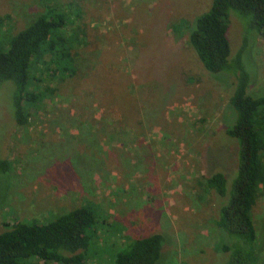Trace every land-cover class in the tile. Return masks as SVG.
I'll return each instance as SVG.
<instances>
[{
	"label": "rangeland",
	"instance_id": "374dc122",
	"mask_svg": "<svg viewBox=\"0 0 264 264\" xmlns=\"http://www.w3.org/2000/svg\"><path fill=\"white\" fill-rule=\"evenodd\" d=\"M212 2L0 0L3 49L49 4L72 18L69 35L78 31L86 40L73 74L50 77L44 65L37 68L32 88L46 96L28 107L27 123L14 117L15 82L0 83V162H7L0 168V232L93 203L97 223L82 264H115L126 238L154 233L167 237L157 264H264V187L253 209L251 258L249 245L239 256L238 238L217 227L230 193L225 201L206 184L218 171L232 184L238 172V146L226 133L237 120L228 103L235 75L208 71L185 24L176 27ZM250 33L246 18L231 10L232 55L247 42L248 94L262 97L264 35Z\"/></svg>",
	"mask_w": 264,
	"mask_h": 264
},
{
	"label": "trees",
	"instance_id": "16d2710c",
	"mask_svg": "<svg viewBox=\"0 0 264 264\" xmlns=\"http://www.w3.org/2000/svg\"><path fill=\"white\" fill-rule=\"evenodd\" d=\"M231 10L246 18L251 33L264 35V0H213L209 10L195 20H181L183 23L176 30L185 24L189 43L208 71L235 75V90L228 103L235 109L237 120L226 133L238 146V172L232 184L221 171L207 177L206 184L226 197L225 201L230 193L227 203L219 208L221 215L216 222L219 228L238 238L233 248H238L239 256L246 253L249 245V254L254 258L257 228L253 209L264 187V96L248 94L251 77L243 60L247 42L232 55L228 36ZM33 18L9 39L8 48L0 47V83L13 80L16 84L14 117L19 124L28 122V107L39 105L40 96H46L32 88L40 80L35 74L37 68L44 65L41 70L50 77L73 74L77 70V50L86 43L77 36L78 31L69 35L72 18L65 11L49 4L45 12ZM231 118L234 120L235 115ZM6 166V161L0 162V168L6 170ZM96 208L90 203L44 223L22 220L13 223L0 232V264H26L23 259L33 256L61 264H82L93 237L89 231L97 223ZM125 243L115 264H157L165 236L154 233L128 237ZM224 249L229 252L232 246L225 245Z\"/></svg>",
	"mask_w": 264,
	"mask_h": 264
},
{
	"label": "crops",
	"instance_id": "0c3cea01",
	"mask_svg": "<svg viewBox=\"0 0 264 264\" xmlns=\"http://www.w3.org/2000/svg\"><path fill=\"white\" fill-rule=\"evenodd\" d=\"M218 227V226H217ZM219 228V227H218ZM220 229V228H219ZM164 236H165V241H167V237H166V235L164 234ZM162 251H163V249H162Z\"/></svg>",
	"mask_w": 264,
	"mask_h": 264
}]
</instances>
